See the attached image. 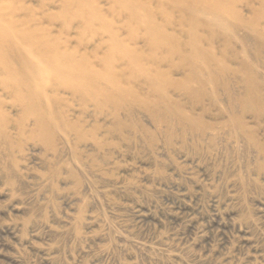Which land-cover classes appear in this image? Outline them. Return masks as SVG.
<instances>
[{"label":"rangeland","instance_id":"1","mask_svg":"<svg viewBox=\"0 0 264 264\" xmlns=\"http://www.w3.org/2000/svg\"><path fill=\"white\" fill-rule=\"evenodd\" d=\"M0 9V264H264V0Z\"/></svg>","mask_w":264,"mask_h":264},{"label":"bare ground","instance_id":"2","mask_svg":"<svg viewBox=\"0 0 264 264\" xmlns=\"http://www.w3.org/2000/svg\"><path fill=\"white\" fill-rule=\"evenodd\" d=\"M212 6V5H211ZM214 6V5H213ZM215 8V7H214ZM1 10V9H0ZM3 16V15H2ZM2 30V29H1ZM3 31V30H2ZM2 31H0V32H2Z\"/></svg>","mask_w":264,"mask_h":264}]
</instances>
